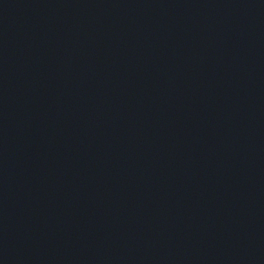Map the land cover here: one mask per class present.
Here are the masks:
<instances>
[{"label": "water", "instance_id": "obj_1", "mask_svg": "<svg viewBox=\"0 0 264 264\" xmlns=\"http://www.w3.org/2000/svg\"><path fill=\"white\" fill-rule=\"evenodd\" d=\"M0 264H264V0H0Z\"/></svg>", "mask_w": 264, "mask_h": 264}]
</instances>
